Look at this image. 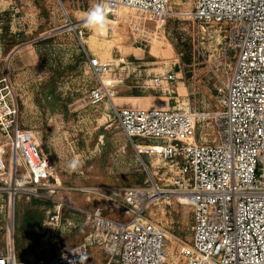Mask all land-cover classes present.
Listing matches in <instances>:
<instances>
[{"label":"rangeland","instance_id":"1","mask_svg":"<svg viewBox=\"0 0 264 264\" xmlns=\"http://www.w3.org/2000/svg\"><path fill=\"white\" fill-rule=\"evenodd\" d=\"M172 5L174 14L165 19L121 6V13H107L118 21L109 22V33L104 35L82 21L97 6L96 0H0V76L8 73L20 102L21 126L34 130L61 183L43 188L42 194L22 191L13 205L6 182L0 180V249L13 239L19 260L28 263L90 239L86 209L102 206L113 217H124L114 198H120L126 186L144 182L145 162L154 169L159 157L140 152L124 132L113 112L120 97L140 94V105L145 101L141 96L150 94L160 98L159 103L167 99L163 107L195 110L198 139L214 138L215 110L222 108L221 89L236 57L229 25L188 16L195 0H172ZM70 18L86 28L83 41ZM155 43L158 53L152 50ZM86 44L122 71L113 100L88 103L85 99L100 84L87 61ZM166 71H177V80L160 84L152 80ZM102 76L109 79L106 83L113 79L109 72ZM0 145L3 170L11 147L1 132ZM74 160L73 170L69 164ZM57 208L60 222L50 225L48 214ZM150 209L166 229L167 259L180 264L182 249L193 236L191 205L177 200ZM89 253L91 264L108 259L96 242Z\"/></svg>","mask_w":264,"mask_h":264},{"label":"built area","instance_id":"2","mask_svg":"<svg viewBox=\"0 0 264 264\" xmlns=\"http://www.w3.org/2000/svg\"><path fill=\"white\" fill-rule=\"evenodd\" d=\"M96 2L106 14L121 6L154 19L174 14L172 0ZM187 14L227 23L236 48L232 72L220 93L222 108L215 110L214 138L198 139L195 110L114 103V116L138 150L159 157L154 169L145 162L144 182L126 186L114 198L124 217L115 218L102 206L86 209L90 239L28 263L19 260L9 239L0 249V264H91L89 247L95 242L108 255L101 264H172L166 229L150 207L177 200L191 205L194 218L192 240L184 245L180 264H264V0H195ZM74 28L83 41L86 28L79 21ZM85 52L100 77L86 101L113 100L122 71L115 70L116 62L102 60L86 47ZM105 72L113 78L110 83L102 79ZM177 78V71H166L152 80L160 84ZM0 132L10 140L9 164L0 170V180L6 182L13 205L22 191L42 194L43 188L61 184L34 130L21 126L20 102L8 73L0 76ZM139 137L151 141L140 142ZM60 214L55 209L46 222L58 224Z\"/></svg>","mask_w":264,"mask_h":264},{"label":"clouds","instance_id":"3","mask_svg":"<svg viewBox=\"0 0 264 264\" xmlns=\"http://www.w3.org/2000/svg\"><path fill=\"white\" fill-rule=\"evenodd\" d=\"M84 24L90 30L102 31L106 29L108 20L105 8L102 5H97L89 9L84 15ZM76 167L75 160L69 164V168L73 170Z\"/></svg>","mask_w":264,"mask_h":264},{"label":"crops","instance_id":"4","mask_svg":"<svg viewBox=\"0 0 264 264\" xmlns=\"http://www.w3.org/2000/svg\"><path fill=\"white\" fill-rule=\"evenodd\" d=\"M85 47L87 48V50L90 53L99 55V53H97L98 51L91 49V47L87 46V44L85 45ZM139 97H140V94H128V95L120 97V99H118V102L121 105H134V106H141V107L165 106L166 103H169V101L167 99L164 100V102L162 101V103H159L160 102L159 99L153 98L152 96H150V94H145V95L141 96V97H145V101L142 100L143 103L139 105L137 103L139 100L137 98H139ZM158 103L162 104V105H159Z\"/></svg>","mask_w":264,"mask_h":264},{"label":"bare ground","instance_id":"5","mask_svg":"<svg viewBox=\"0 0 264 264\" xmlns=\"http://www.w3.org/2000/svg\"><path fill=\"white\" fill-rule=\"evenodd\" d=\"M122 9L123 8H120L119 7V9H118V13H121L122 12ZM107 20H108V24H107V27H106V29H104V30H102V31H99V32H101V33H103L104 35H107L108 33H109V22H116V21H118L116 18H112V17H109V16H107ZM82 21H84V18H82ZM76 23V22H75ZM75 23H73V25H75ZM115 34V33H114ZM113 37V36H112ZM153 48H152V50H153V52H155V53H158L159 52V47H158V43H155L153 46H152ZM102 79L104 80V81H108L109 79L108 78H106V77H104V76H102ZM112 80H110L109 82H111ZM159 96H161V95H159ZM158 99H160V98H158ZM163 99H161V101H162ZM117 102V101H116ZM163 102H164V100H163ZM159 104V103H158Z\"/></svg>","mask_w":264,"mask_h":264}]
</instances>
